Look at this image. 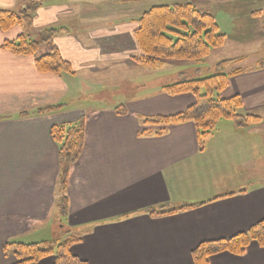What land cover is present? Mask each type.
Masks as SVG:
<instances>
[{
	"label": "crops",
	"instance_id": "crops-1",
	"mask_svg": "<svg viewBox=\"0 0 264 264\" xmlns=\"http://www.w3.org/2000/svg\"><path fill=\"white\" fill-rule=\"evenodd\" d=\"M32 3L40 6L33 9ZM0 10L24 11L33 20L30 30L15 27L0 32V118H4L0 120V264L15 263L13 256L3 255L4 243L59 239L66 230L81 238L71 254L88 264H193L191 251L200 243L230 238L263 218L264 177L239 178V172L254 170L248 165L264 152V65L236 68L241 72L229 78L219 94L221 99L238 96L239 114L262 120L225 130L218 148L219 152L234 148V183L214 176L219 185L208 190L190 176L207 165L203 162L217 130L202 151L192 123L169 126L159 137L140 134L159 129L142 127L143 119L182 112L194 103L192 95L151 91L122 104L105 99L86 104L79 99L83 72L105 74V66L125 57V47L107 53L102 40L110 35L128 39L127 32L131 36L126 28L133 20L127 21V7L112 15L100 10L104 16H96L100 11L85 0H0ZM116 13L124 18L105 20ZM95 17L96 26L90 23ZM57 27L66 30L44 44V50L58 51L74 75L39 73L33 58L1 50L3 41H13L21 33L36 37ZM56 105L57 111L32 113ZM117 106L125 115L115 113ZM24 112L30 115L19 117ZM82 118L84 148L63 192L58 185V145L50 129ZM227 136L234 137L233 147L226 143ZM228 194L234 195L207 203ZM202 203L171 216L153 218L147 212ZM53 262L48 257L33 264ZM208 264H264V248L252 242L243 255L221 253L210 257Z\"/></svg>",
	"mask_w": 264,
	"mask_h": 264
},
{
	"label": "trees",
	"instance_id": "trees-1",
	"mask_svg": "<svg viewBox=\"0 0 264 264\" xmlns=\"http://www.w3.org/2000/svg\"><path fill=\"white\" fill-rule=\"evenodd\" d=\"M39 6V3L31 4L33 9H37ZM136 23L137 27L133 32V38L140 55L133 57L132 61L143 67H154L164 61L200 63L207 57L210 50L222 46L225 40V36L219 33L213 16L199 11L190 3L153 6L141 14ZM32 25L31 16L24 11L0 10V32L2 33H7L15 27L31 28ZM65 30L62 27L46 30L40 35L42 44H50L57 33ZM39 44V41L32 40L29 35L20 34L13 41H3L1 50L8 51L15 56L33 58L34 67L39 73L55 76L74 75L70 63L64 60L55 49L39 55ZM242 60L240 58L220 62L216 69L221 73H215L201 79L176 82L163 87L162 92L169 96L192 95L195 99L194 103L184 111L174 115L143 119L142 126L159 129L142 131L140 134L159 137L169 126L192 123L196 129L198 147L202 151L206 140L214 132L215 126L220 121H230L237 129L259 124L262 120L259 116L239 114L238 111L242 108V102L238 96L221 99L218 95L226 88L228 79L241 72L240 69H234V71L226 74L223 73V70L232 64L241 63ZM258 64L264 65V59ZM59 109L60 106L58 105L48 106L32 113H51ZM114 111L119 116L125 115L122 106H117ZM27 115L30 113L24 112L19 114V117ZM2 119L4 118H0V120ZM50 136L58 145V185L61 191L65 192L71 168L84 148L85 120L82 118L74 124L52 126ZM232 195L234 194L218 196L207 203ZM66 202V198L61 201L63 214L67 210ZM204 204H184L166 211L150 209L147 212L153 218L171 216L196 209ZM80 241L81 238L76 233L67 230L61 239L28 244L8 242L2 247V252L4 256H13L15 259L13 264H33L48 257L54 259L53 264H88L70 252L72 246L77 245ZM252 242L264 248V216L245 232L226 239L200 243L191 251V259L193 264H208L210 257L221 253L241 256Z\"/></svg>",
	"mask_w": 264,
	"mask_h": 264
},
{
	"label": "rangeland",
	"instance_id": "rangeland-1",
	"mask_svg": "<svg viewBox=\"0 0 264 264\" xmlns=\"http://www.w3.org/2000/svg\"><path fill=\"white\" fill-rule=\"evenodd\" d=\"M95 5V11H104L112 14L113 11L119 12L127 7V21L129 23L126 30L130 31L131 36L128 39L123 37L115 38L110 35V39L102 40L104 50L114 52L115 48H123V60L113 61L117 64H110L103 68L105 74H97L96 72H83L82 81L80 83V91L82 92V103L92 101L99 102L104 99L107 101H131L136 95L149 94L151 91L162 92L163 87L172 85L176 82L187 81L191 79H201L221 73L216 66L223 61L234 59H243L239 64H232L223 70V73L229 74L236 68L243 70L256 66L264 59V0H85ZM190 3L199 11L209 13L215 19L219 33L225 36L222 46L210 50L207 57L200 63L186 61H164L158 63L154 67H143L136 65L133 57H138L139 51L133 38V32L137 27L138 17L153 6L159 5H175ZM95 13L96 16H104L102 12ZM124 14L116 13L114 16L107 17L105 20L123 17ZM124 18V17H123ZM91 21L92 25H97L98 18ZM105 22V21H104ZM23 27V26H22ZM25 28V27H24ZM30 30V28H25ZM24 34V33H21ZM32 40L39 41V51L46 54L45 45L42 44L40 36L34 33L27 34ZM132 37V38H131ZM104 39V38H103ZM113 39V40H112ZM119 64V68L116 66ZM113 69V70H112ZM231 78V77H230ZM78 80V79H77ZM90 89V90H89ZM203 94V91H201ZM87 95V98L85 97ZM219 95V94H218ZM86 99V101H85ZM104 101V103H107ZM81 103V104H82ZM102 103L99 104L101 106ZM230 121H221L215 126L214 136L211 137L212 149L207 156V165L197 170L194 175L190 176L191 181H200L201 185L207 187L208 190L219 185L217 178L214 176H222L226 181L234 183V148L230 152L225 149L219 152L221 145L220 139L226 135L225 130L230 131L233 127ZM143 127V126H142ZM230 135H234L231 133ZM226 143L234 146V137L227 136ZM210 139V138H209ZM208 139V140H209ZM224 140V141H225ZM208 142V141H206ZM233 142V143H230ZM207 144V143H205ZM226 146V144H225ZM205 147V145H204ZM264 147V146H263ZM248 149V147L246 148ZM255 152H258L255 149ZM255 163L249 164L247 168H254L239 172V178L246 175H253L255 178L264 177V152ZM186 181H189L186 179ZM189 181L190 184H194ZM189 198V197H188ZM56 230V229H55ZM67 231V230H66ZM65 232V231H64ZM61 233V232H60ZM61 239V238H59ZM55 240L48 239L46 241ZM42 242V241H39ZM38 243V242H37ZM6 244V243H4ZM2 245V247L4 246ZM1 247V249H2Z\"/></svg>",
	"mask_w": 264,
	"mask_h": 264
}]
</instances>
